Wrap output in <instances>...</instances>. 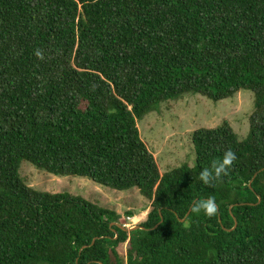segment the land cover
<instances>
[{
    "label": "trees",
    "instance_id": "obj_1",
    "mask_svg": "<svg viewBox=\"0 0 264 264\" xmlns=\"http://www.w3.org/2000/svg\"><path fill=\"white\" fill-rule=\"evenodd\" d=\"M242 89L254 94L247 137L228 121L198 128L195 164L161 174L138 120L187 93L220 101ZM229 148L228 175L203 184ZM21 160L136 187L146 229L34 189ZM263 168L264 0H0V264H264ZM209 196L215 216H186Z\"/></svg>",
    "mask_w": 264,
    "mask_h": 264
},
{
    "label": "rangeland",
    "instance_id": "obj_2",
    "mask_svg": "<svg viewBox=\"0 0 264 264\" xmlns=\"http://www.w3.org/2000/svg\"><path fill=\"white\" fill-rule=\"evenodd\" d=\"M253 110L254 94L249 89H242L234 96L220 101H213L197 93H187L160 103L155 110L138 120L137 125L141 138L154 154L160 173L163 174L184 164H195L196 155L191 136L198 128H212L228 121L238 140L245 139L249 132V116ZM18 173L26 184L36 190L81 196L100 208L116 212L120 216L118 223L127 228L147 218L150 202L136 187L118 190L85 177L54 175L27 160L20 161ZM128 213L134 216L129 217ZM126 247V244L118 247L123 256Z\"/></svg>",
    "mask_w": 264,
    "mask_h": 264
},
{
    "label": "clouds",
    "instance_id": "obj_3",
    "mask_svg": "<svg viewBox=\"0 0 264 264\" xmlns=\"http://www.w3.org/2000/svg\"><path fill=\"white\" fill-rule=\"evenodd\" d=\"M237 159L236 153L230 148L225 150L220 160H213L210 168H204L200 171V181L205 185L214 186L215 182L221 181L224 176L228 175L229 170ZM192 211L195 213L203 212L209 218L215 216L218 211L215 198L209 196L206 199L194 202Z\"/></svg>",
    "mask_w": 264,
    "mask_h": 264
},
{
    "label": "water",
    "instance_id": "obj_4",
    "mask_svg": "<svg viewBox=\"0 0 264 264\" xmlns=\"http://www.w3.org/2000/svg\"><path fill=\"white\" fill-rule=\"evenodd\" d=\"M262 170H264V168L261 169L260 171H262ZM256 175H257V174H255V175L253 176V178H252V180H251L250 182H252V181L254 180V178L256 177ZM259 198H260V197H259ZM191 209H192V207H190V209H189L188 213L186 214V216H188V214L190 213ZM179 220H180L181 222L184 221V219H179ZM234 220H235V222H234V226L232 227V229H235L236 226H237V224H238L237 219H234ZM162 221H163V216L161 215L160 222H158L154 227H152V228H150V229H151V230L156 229V228L160 225V223H162ZM219 221L221 222V218H220V217H219ZM112 225H116V226H117L118 228H120L121 230H123V231H128V232H130V231H134V230H137V229H146L144 226H141V225H139V224H137V225H135V226H132V227H130V228H127L125 225H122V224H120V223H116V222H113V223L111 224V226H112ZM232 229H229V230H232ZM96 239H97V238H94L91 244H93L94 241H95Z\"/></svg>",
    "mask_w": 264,
    "mask_h": 264
},
{
    "label": "crops",
    "instance_id": "obj_5",
    "mask_svg": "<svg viewBox=\"0 0 264 264\" xmlns=\"http://www.w3.org/2000/svg\"><path fill=\"white\" fill-rule=\"evenodd\" d=\"M147 212V211H146Z\"/></svg>",
    "mask_w": 264,
    "mask_h": 264
}]
</instances>
